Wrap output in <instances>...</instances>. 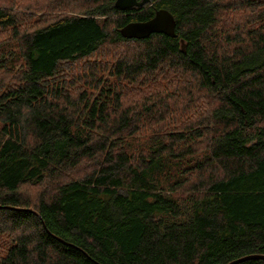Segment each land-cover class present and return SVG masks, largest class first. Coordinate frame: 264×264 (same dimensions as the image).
Instances as JSON below:
<instances>
[{"label": "trees", "instance_id": "1", "mask_svg": "<svg viewBox=\"0 0 264 264\" xmlns=\"http://www.w3.org/2000/svg\"><path fill=\"white\" fill-rule=\"evenodd\" d=\"M159 8L175 36L121 35ZM253 255L264 0H0V264Z\"/></svg>", "mask_w": 264, "mask_h": 264}, {"label": "water", "instance_id": "2", "mask_svg": "<svg viewBox=\"0 0 264 264\" xmlns=\"http://www.w3.org/2000/svg\"><path fill=\"white\" fill-rule=\"evenodd\" d=\"M151 3V0H114V6L124 10L131 7H143ZM176 21L173 15L164 8L155 10L154 15L145 21H132L120 28V33L126 38H145L151 33H164L169 36H175ZM258 257V255L244 256L231 261L228 264H234L242 259Z\"/></svg>", "mask_w": 264, "mask_h": 264}, {"label": "rangeland", "instance_id": "3", "mask_svg": "<svg viewBox=\"0 0 264 264\" xmlns=\"http://www.w3.org/2000/svg\"><path fill=\"white\" fill-rule=\"evenodd\" d=\"M256 8H257L256 11H259V10L263 9L262 7H256ZM247 12H248V11H247ZM251 12H254V11H249V13H251ZM251 14H252V13H251ZM241 15H242L241 12H234L233 21L239 20L240 17H241ZM23 189H26V188H23ZM29 191H30V189H29ZM175 194H177V193H174V197H176Z\"/></svg>", "mask_w": 264, "mask_h": 264}]
</instances>
